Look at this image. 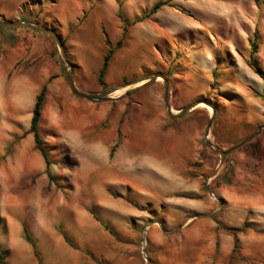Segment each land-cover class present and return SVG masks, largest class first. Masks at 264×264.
I'll use <instances>...</instances> for the list:
<instances>
[{"label": "rangeland", "instance_id": "rangeland-1", "mask_svg": "<svg viewBox=\"0 0 264 264\" xmlns=\"http://www.w3.org/2000/svg\"><path fill=\"white\" fill-rule=\"evenodd\" d=\"M23 7L33 18L20 19L53 28L64 43L42 33L52 47L39 124L48 172L28 131L38 91L20 88L40 62L0 60L5 264H264V0H29ZM107 39L122 44L101 85ZM65 70L89 97L72 91ZM211 118L208 138L228 150L223 157L205 142ZM188 129L200 132L201 175L168 158L182 146L173 135ZM147 150L158 158L154 168H172L171 178L145 167L139 153ZM227 169L235 171L232 184L223 180Z\"/></svg>", "mask_w": 264, "mask_h": 264}, {"label": "crops", "instance_id": "crops-1", "mask_svg": "<svg viewBox=\"0 0 264 264\" xmlns=\"http://www.w3.org/2000/svg\"><path fill=\"white\" fill-rule=\"evenodd\" d=\"M28 1L29 0H0V18L6 20L25 18V16L29 19L33 18L30 13L29 15L27 14V11L25 10L26 8L24 9L23 7ZM42 33L43 32L26 28L24 25L17 28L4 27V29H0V60L1 58L5 59L7 61H5L6 66H13L19 59H23L25 62H40V65L38 66L39 72L36 76L29 75V77L26 76L22 79V85L20 88L25 89V92H28L29 89L31 91L37 89L39 92L43 84L46 83L51 76L50 66L52 65V57L50 56V53L52 47L48 41H45V43L43 42L45 37ZM11 36H15V39L13 40L14 43H11ZM14 86L18 89L17 83H15ZM21 89H18L19 92L22 91ZM13 95L10 96V98H14V109L17 110L18 93H15L14 96ZM199 135L200 132L195 129H188L185 134L173 135L175 138L179 139L182 146L171 149L169 153L170 157H166H175L177 161L183 164L184 169L189 167L193 173H199V175H201L204 171V169H201L203 166L194 165V162L199 159L201 152L197 139ZM187 139H189L190 144L185 145ZM139 154L141 155L139 158L144 160L146 164L145 167L150 171L153 169V171L156 172L158 168L160 171L159 173L165 179H169L174 175V172L169 165L162 164L157 166V168H154L158 162L155 151L147 150ZM152 164H154L153 167ZM149 170L146 172L144 178L151 181ZM152 181L156 183L154 180Z\"/></svg>", "mask_w": 264, "mask_h": 264}, {"label": "trees", "instance_id": "trees-1", "mask_svg": "<svg viewBox=\"0 0 264 264\" xmlns=\"http://www.w3.org/2000/svg\"><path fill=\"white\" fill-rule=\"evenodd\" d=\"M161 3H162V1L155 3L151 7L149 12L150 13L155 12L158 9V7H159V5ZM0 29H4V27L0 26ZM10 39H11V41H13L12 40V36L10 37ZM62 43H64V41H62ZM106 43L109 46V49H108V51L106 52V54L104 56L103 64H102V66H101V68L99 70V75H98V80H99V83L101 85H104V75H105L106 69H107V67L109 65L110 59L113 56V53H114L115 49L121 46L122 39H119L116 42V45H113L111 43V41L108 40V39L106 40ZM249 44H250L249 47L251 49V54L253 55V53L257 51V44H256L254 39H250L249 40ZM260 75L264 78L263 74L260 73ZM47 91H48V83L46 82V83L43 84V86L41 87L40 91L36 95L34 107H33V110H32V116H31V120H30V126H29V130L28 131L33 135L35 146L41 152V154H42V156H43V158L45 160V163H46V171L48 172L51 160H50V157H49V152H48V150H47V148L45 146L42 134H41L40 129H39L40 119H41L43 105H44V102H45ZM119 144H120V139H118L116 141V143L113 145V147L111 148V150H110V156L111 157H112V155L114 153L115 148ZM201 156H202V153H201ZM194 165H200L199 161H196L194 163ZM234 173H235V171L233 169H231V170L227 169L223 173L224 182L229 183V184L234 183L235 180L231 179L232 175L234 176ZM50 178H52L51 175H50ZM102 224L104 225V227L109 228L107 223L102 221ZM232 229H233V234H234V237H235V246H236L238 244V241H239V238L236 235L237 228H232ZM23 233H24L25 239L27 241H29L33 245L34 250H35L34 253L39 258V256H40L39 252L36 250V240L33 239V236L31 235L29 229L26 226L23 227ZM0 264H5V260H4L3 256H2V254H0Z\"/></svg>", "mask_w": 264, "mask_h": 264}, {"label": "water", "instance_id": "water-1", "mask_svg": "<svg viewBox=\"0 0 264 264\" xmlns=\"http://www.w3.org/2000/svg\"><path fill=\"white\" fill-rule=\"evenodd\" d=\"M28 25L30 28L32 29H35V30H38V31H41V32H45V33H49L51 34L56 40L57 42L59 43L60 46H63V43H62V40H61V37L59 36V34L51 27L49 26H46V25H42V24H37L35 22H31L29 20H25V19H17V20H6V19H1L0 18V26L2 27H5V28H15V27H18L20 25ZM65 77H66V80L68 81L72 91L75 93V94H78V95H81V96H84V97H89L87 94L85 93H82L80 91H78L75 87V84H74V81H73V78L72 76L70 75V72L69 70H65ZM156 78V75L154 77L151 78V80L155 79ZM166 80V87H165V102H166V105L168 107V111L170 114L172 115H175L172 111V107L169 103V99H168V80ZM104 99H109V97H104L102 98V100ZM192 107V106H191ZM188 108L190 107H185L181 110V112H184L185 110H187ZM211 122H212V118L208 124V127L206 129V132H205V142L211 146L217 153H220L221 156L223 157L227 152L228 150H225V149H221L219 148L217 145H215L209 138H208V134H209V128H210V125H211ZM264 127V126H263ZM261 130V129H260ZM259 130V131H260ZM258 131V132H259Z\"/></svg>", "mask_w": 264, "mask_h": 264}, {"label": "built area", "instance_id": "built-area-1", "mask_svg": "<svg viewBox=\"0 0 264 264\" xmlns=\"http://www.w3.org/2000/svg\"><path fill=\"white\" fill-rule=\"evenodd\" d=\"M144 246H145V242H144ZM143 252H145V251H144V247H143Z\"/></svg>", "mask_w": 264, "mask_h": 264}, {"label": "bare ground", "instance_id": "bare-ground-1", "mask_svg": "<svg viewBox=\"0 0 264 264\" xmlns=\"http://www.w3.org/2000/svg\"><path fill=\"white\" fill-rule=\"evenodd\" d=\"M210 107V106H209Z\"/></svg>", "mask_w": 264, "mask_h": 264}]
</instances>
